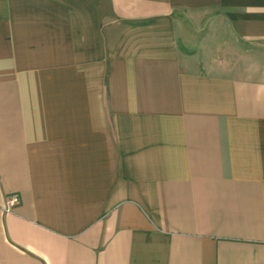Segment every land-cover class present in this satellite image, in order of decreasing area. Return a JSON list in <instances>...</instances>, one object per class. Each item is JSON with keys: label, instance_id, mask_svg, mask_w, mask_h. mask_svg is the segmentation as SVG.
Returning a JSON list of instances; mask_svg holds the SVG:
<instances>
[{"label": "crops", "instance_id": "0c3cea01", "mask_svg": "<svg viewBox=\"0 0 264 264\" xmlns=\"http://www.w3.org/2000/svg\"><path fill=\"white\" fill-rule=\"evenodd\" d=\"M197 14L264 47V0H0V264H264V67Z\"/></svg>", "mask_w": 264, "mask_h": 264}, {"label": "rangeland", "instance_id": "374dc122", "mask_svg": "<svg viewBox=\"0 0 264 264\" xmlns=\"http://www.w3.org/2000/svg\"><path fill=\"white\" fill-rule=\"evenodd\" d=\"M199 16L197 14L190 18L191 28H187L184 33L186 40H189L185 50L193 56L201 68H206L208 65V67L213 66L212 68L217 69L221 65L218 64L219 60H223L226 65L250 66L254 62V58L257 59L256 62L260 66L264 67L263 45L260 47L244 45L231 31L226 30V26L221 22L219 16L213 17V19L205 15L201 18ZM182 41H184V37L181 36L179 43L182 44ZM243 50H245L243 55H236L237 51L243 52ZM238 61L240 62L238 63Z\"/></svg>", "mask_w": 264, "mask_h": 264}, {"label": "built area", "instance_id": "2783aa9c", "mask_svg": "<svg viewBox=\"0 0 264 264\" xmlns=\"http://www.w3.org/2000/svg\"><path fill=\"white\" fill-rule=\"evenodd\" d=\"M18 202L19 195L16 192L8 194L5 198L4 210L10 211Z\"/></svg>", "mask_w": 264, "mask_h": 264}]
</instances>
